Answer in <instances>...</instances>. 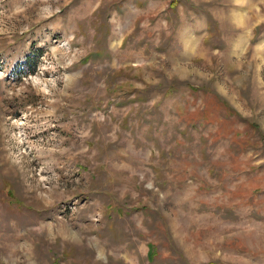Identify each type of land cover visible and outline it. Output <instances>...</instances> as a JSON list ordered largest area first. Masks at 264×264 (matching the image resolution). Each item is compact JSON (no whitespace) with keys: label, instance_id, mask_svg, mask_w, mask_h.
I'll return each instance as SVG.
<instances>
[{"label":"rangeland","instance_id":"rangeland-1","mask_svg":"<svg viewBox=\"0 0 264 264\" xmlns=\"http://www.w3.org/2000/svg\"><path fill=\"white\" fill-rule=\"evenodd\" d=\"M0 264H264V0H0Z\"/></svg>","mask_w":264,"mask_h":264},{"label":"trees","instance_id":"trees-1","mask_svg":"<svg viewBox=\"0 0 264 264\" xmlns=\"http://www.w3.org/2000/svg\"><path fill=\"white\" fill-rule=\"evenodd\" d=\"M152 255H154V253H153V252H150V257H151V258L153 257Z\"/></svg>","mask_w":264,"mask_h":264}]
</instances>
